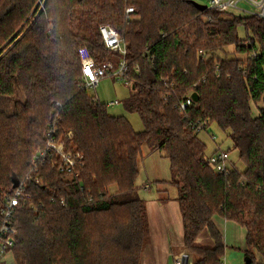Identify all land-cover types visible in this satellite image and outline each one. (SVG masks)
<instances>
[{"label":"trees","instance_id":"16d2710c","mask_svg":"<svg viewBox=\"0 0 264 264\" xmlns=\"http://www.w3.org/2000/svg\"><path fill=\"white\" fill-rule=\"evenodd\" d=\"M102 25L126 46V108L139 114L143 132L83 87L82 49L99 65L120 59L106 50ZM194 93L199 102L182 113L176 105ZM261 101L258 16L203 11L191 0H0V193L35 170L53 123L59 139L73 131L67 147L84 163L63 175L50 157L37 163L39 182L27 187L36 212L22 205L14 219L16 264H141L150 237L137 193L145 144L171 164L172 180L161 184L179 192L193 263L222 264L219 217L246 229V256L264 264V108L255 117L252 104ZM205 121L229 134L244 171L234 164L228 174L214 172L195 129ZM207 235L212 247L199 242Z\"/></svg>","mask_w":264,"mask_h":264},{"label":"built area","instance_id":"2783aa9c","mask_svg":"<svg viewBox=\"0 0 264 264\" xmlns=\"http://www.w3.org/2000/svg\"><path fill=\"white\" fill-rule=\"evenodd\" d=\"M241 3L250 5L255 10H248L241 8ZM211 10H216L224 14H239L241 16H255L264 19V0H210ZM134 13V8L129 7L127 16ZM100 36L104 40L106 50L111 53H119L120 59L115 64L112 61H105L102 64H97L90 54L83 49L82 67L83 78L85 81L84 89L96 88L100 82L105 78H116L124 80L129 86L132 81L128 79L129 65L126 62V46L118 30L109 25H102L100 28ZM87 70H90L92 75H89ZM170 94L166 96L169 98ZM119 103V102H118ZM117 102H112L111 105H118ZM196 103L193 101L191 95L179 101L176 105L182 113L187 109L193 107ZM55 109L60 110L61 105L56 103ZM208 122H204L195 126L196 132L201 133L208 129ZM58 128L55 123L52 124L48 131V143L46 147L38 152L35 161V170L29 173L24 179L18 182V186L7 192L0 193V264H16L15 255L13 254L14 248L17 246L16 236L18 235V228L14 224L16 210L22 205L28 207L29 210L36 212V205L34 204V197L31 193L27 192L28 182L35 179L39 182L37 163L44 161L48 157L54 160L58 173L63 175L65 173H74L77 168L84 165L82 156L80 154L72 153L68 150L67 143L72 140L73 134L69 132L67 139L57 138ZM215 140V136H212ZM208 162L214 172L218 175H225L232 171V164L230 162V155L228 151L221 148L214 154L209 156ZM64 204V202H62ZM222 264L227 262L222 261Z\"/></svg>","mask_w":264,"mask_h":264},{"label":"rangeland","instance_id":"374dc122","mask_svg":"<svg viewBox=\"0 0 264 264\" xmlns=\"http://www.w3.org/2000/svg\"><path fill=\"white\" fill-rule=\"evenodd\" d=\"M197 2L198 4L206 5L210 7V0H193ZM240 7L243 9L248 10H255L254 8H251L250 5L241 3ZM44 3H41V9L43 10ZM235 16H241L239 14H234ZM246 16V15H243ZM242 16V17H243ZM242 37H244V32L240 31ZM83 50V49H82ZM81 50V51H82ZM233 48H227V52L232 54ZM82 54V53H81ZM220 56L224 57V54L218 53ZM230 57H237L239 59H242L243 61H246L248 59V56H236L231 55ZM113 60H115L113 58ZM118 58L116 63L118 62ZM115 63V64H116ZM132 88L129 86L124 80H119L116 78H105L103 79L100 84L96 88H89L87 89L88 95H91V97L98 100L103 105H106V109H108V113L113 117H124L128 122L131 123L132 127L136 132H143L145 130L144 123L141 121V118L138 113L132 112L130 113L128 111V108H126V104L128 100L132 97ZM19 98L21 100H25L23 97V94H19ZM112 102H119L118 105L112 106ZM253 104V116H256L259 114V111L261 108H264V102H258V103H252ZM11 106V103H9ZM4 106V105H3ZM7 106V104L5 105ZM10 106H8V109H10ZM4 108V107H2ZM7 108V107H6ZM72 132L73 131H69ZM199 139L203 142L204 145H206L207 156H211L214 154L217 150L220 148L224 151H229L230 155V162L232 166L235 164L237 168L240 171L245 170V165L243 161L239 159L238 151L235 150L233 147L232 141L229 138V134L227 132H224L221 130L217 124H211L208 129L205 131L198 133ZM212 136H215V140H213ZM73 138V137H72ZM62 139V138H61ZM68 150L72 153H75L72 151L69 147ZM143 154L144 159L140 162V177L138 181V185L140 189L138 190V194L142 199H146V197H149L150 195L155 193L157 185H159V190L161 191L159 195L164 197H170L173 198L177 192L174 187H171L169 184H161L156 183V181L159 180H171L172 179V173L169 164L168 159L165 156V153H160L158 151L153 152L151 150V147L147 144L143 146ZM77 154V153H75ZM79 154V153H78ZM83 157V156H82ZM151 181L152 190L150 192H144L141 187H143L146 183H149ZM112 193L116 192L117 188L116 186H113L110 188ZM238 237L235 235V240L238 238L239 244L242 241V233H237ZM185 249V247H184ZM187 253H184L181 256V263L182 264H194L193 263V255L186 249ZM226 262L227 264H247L245 261L246 253L242 252L241 250H233L229 249L225 253ZM260 260V258H259Z\"/></svg>","mask_w":264,"mask_h":264},{"label":"crops","instance_id":"0c3cea01","mask_svg":"<svg viewBox=\"0 0 264 264\" xmlns=\"http://www.w3.org/2000/svg\"><path fill=\"white\" fill-rule=\"evenodd\" d=\"M171 180L164 181L169 182ZM164 181L159 180L156 183L159 184ZM151 184V181H149L141 189L144 192H150L152 190ZM159 189V185H157L155 193L143 199L146 201L148 207L150 237L144 248L145 251L141 259V264H182L181 256L187 253V251L184 249V220L182 219L181 208L177 201L179 192L175 188L177 194L173 198H162L159 195L161 192ZM214 219L217 227L223 234L224 243L227 247L226 251L233 249L246 253V237L248 233L246 229L240 224L226 219L219 217H215ZM237 233H242L243 235L241 244H239L238 238L235 240L234 236L236 235L238 237ZM199 242L205 247H212L214 245L209 235L202 237ZM222 261L226 262L225 256Z\"/></svg>","mask_w":264,"mask_h":264},{"label":"water","instance_id":"95a60500","mask_svg":"<svg viewBox=\"0 0 264 264\" xmlns=\"http://www.w3.org/2000/svg\"><path fill=\"white\" fill-rule=\"evenodd\" d=\"M191 2H192V4L194 5V6H196L199 10H207L208 9V6H206V5H202V4H198L197 2H195V1H193V0H191ZM191 97H192V99H193V101L195 102V103H198L199 102V95H198V93H194V94H192L191 95ZM15 187H17L19 184H18V182L17 181H15ZM245 261H246V263L247 264H251V260H250V258L249 257H246L245 258Z\"/></svg>","mask_w":264,"mask_h":264},{"label":"snow or ice","instance_id":"6c2138e0","mask_svg":"<svg viewBox=\"0 0 264 264\" xmlns=\"http://www.w3.org/2000/svg\"><path fill=\"white\" fill-rule=\"evenodd\" d=\"M87 72H88V74H89V75H92V73H91V71H90V70H87Z\"/></svg>","mask_w":264,"mask_h":264}]
</instances>
